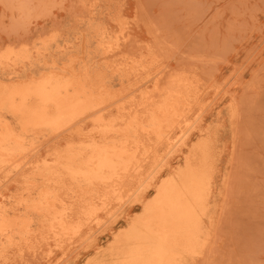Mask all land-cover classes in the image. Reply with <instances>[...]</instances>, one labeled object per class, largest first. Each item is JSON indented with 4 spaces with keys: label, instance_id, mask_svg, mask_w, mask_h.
<instances>
[{
    "label": "rangeland",
    "instance_id": "374dc122",
    "mask_svg": "<svg viewBox=\"0 0 264 264\" xmlns=\"http://www.w3.org/2000/svg\"><path fill=\"white\" fill-rule=\"evenodd\" d=\"M96 30L110 36L116 54L102 53ZM74 56L104 75L112 96L107 108L74 123L75 146L94 131L91 118L118 121L131 101L189 82L182 118L141 167L142 194L151 195L154 180L182 169L206 143L203 247L185 263L264 264V0H0V84L35 79ZM130 57L137 70H128ZM60 138L37 141L26 158L49 165L66 146ZM30 164L0 173V208L11 215L43 185ZM136 198L84 223L81 236L1 243L0 264H118L132 244H114L112 235L141 212Z\"/></svg>",
    "mask_w": 264,
    "mask_h": 264
},
{
    "label": "bare ground",
    "instance_id": "6f19581e",
    "mask_svg": "<svg viewBox=\"0 0 264 264\" xmlns=\"http://www.w3.org/2000/svg\"><path fill=\"white\" fill-rule=\"evenodd\" d=\"M96 33L102 53L116 54L110 36L104 30ZM136 60H130L129 71L138 69ZM68 61L35 79L0 84V173L30 164L26 156L37 141L61 136L66 143L62 150L53 151L49 165L30 164L43 185L35 197L19 202L23 212L11 215L0 208V244L23 245L44 238L59 243L81 236L84 223H98L124 197L135 195L141 212L126 220L121 234L112 235L114 244L121 240L132 244L118 264H186V257L203 247L199 238L207 204L206 143L197 147L195 157L185 158L182 169L154 180L151 195L142 194L147 176L141 167L182 118L188 107L183 93L189 90V82L178 79V83L156 88L157 98L152 93L131 101V110L118 121L91 118L94 131L75 146L74 123L107 108L112 96L103 74L76 56ZM24 188L32 193L35 186ZM33 224L39 228L32 229Z\"/></svg>",
    "mask_w": 264,
    "mask_h": 264
}]
</instances>
